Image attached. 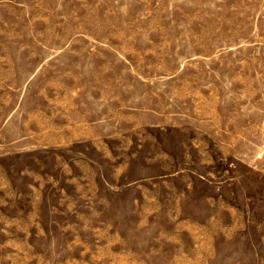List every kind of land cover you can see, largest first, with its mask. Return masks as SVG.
I'll list each match as a JSON object with an SVG mask.
<instances>
[{
    "label": "rangeland",
    "instance_id": "374dc122",
    "mask_svg": "<svg viewBox=\"0 0 264 264\" xmlns=\"http://www.w3.org/2000/svg\"><path fill=\"white\" fill-rule=\"evenodd\" d=\"M0 264H264V0H0Z\"/></svg>",
    "mask_w": 264,
    "mask_h": 264
}]
</instances>
